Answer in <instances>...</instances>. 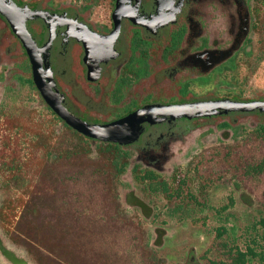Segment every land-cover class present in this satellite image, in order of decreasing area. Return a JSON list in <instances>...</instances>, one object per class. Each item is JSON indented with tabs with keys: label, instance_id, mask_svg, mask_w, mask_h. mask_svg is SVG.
I'll return each mask as SVG.
<instances>
[{
	"label": "flooded vegetation",
	"instance_id": "af4514ba",
	"mask_svg": "<svg viewBox=\"0 0 264 264\" xmlns=\"http://www.w3.org/2000/svg\"><path fill=\"white\" fill-rule=\"evenodd\" d=\"M253 2L124 0L116 22L117 0H107L102 13L100 0H0V106L47 110L62 127L65 120L35 83L33 45L43 85L50 82L56 103L90 125L129 118L113 135L126 142H111L130 151L133 164L163 173L206 123L214 122L208 128L223 139L225 131L239 128L235 116L264 122L259 109L186 108L264 101L246 99L244 88L234 86L238 61L254 54ZM223 78L233 84L224 86Z\"/></svg>",
	"mask_w": 264,
	"mask_h": 264
},
{
	"label": "rangeland",
	"instance_id": "374dc122",
	"mask_svg": "<svg viewBox=\"0 0 264 264\" xmlns=\"http://www.w3.org/2000/svg\"><path fill=\"white\" fill-rule=\"evenodd\" d=\"M107 6V0H100L98 11L102 13ZM261 38L264 41V29L254 36L253 56L238 61L239 82L234 86L244 88L246 99L264 100ZM223 81L224 86L230 83L224 78ZM259 122L256 115L235 116L233 123L239 128L237 138L232 139L229 134L221 139L214 128H208L214 122L206 123L190 136L185 151L165 164L162 175L168 178L179 167L189 178L187 183L192 191L198 175L203 182L211 180L212 187L204 193L207 204L220 206L233 195L235 205L228 213L233 214V223L243 229L264 212V173L255 177L244 174L249 163L264 159V140L252 134ZM58 127L47 110H28L22 104L9 106L7 102L0 106V209L5 202L11 205L6 209L5 218L0 219V264H36L12 240L17 236V223L24 210L22 203L29 201L34 193L38 194L37 214L30 220L42 228L49 227L44 232L45 238H57L68 247L74 255L73 264H148L151 251L163 259V264H209L210 259H223L230 264L225 260L223 248L214 244L216 222L212 210L207 209L206 218L199 215L196 220L165 217V213H160L162 208L156 202L151 203L127 173L118 189L119 211L124 214L121 215L101 183L87 181L86 164L50 163L53 158L46 154L45 147L58 140ZM14 161L21 163L19 172L7 169ZM48 164L53 170L48 169ZM18 173V178L11 180ZM78 178L82 181L76 183ZM234 181L240 183L239 191L233 190ZM132 189L135 197L129 191ZM141 201L146 206L140 205ZM158 226L165 227L167 232L156 235Z\"/></svg>",
	"mask_w": 264,
	"mask_h": 264
},
{
	"label": "trees",
	"instance_id": "16d2710c",
	"mask_svg": "<svg viewBox=\"0 0 264 264\" xmlns=\"http://www.w3.org/2000/svg\"><path fill=\"white\" fill-rule=\"evenodd\" d=\"M253 10L255 12L254 34L258 35L264 29V0H254ZM260 42L262 45L264 42L262 38ZM263 53L264 50L262 49ZM261 113L264 114V112ZM57 118L59 117L57 116ZM230 128L227 127V129ZM57 132L58 140L56 143L45 147L46 154L53 159L55 158L50 163L60 161L68 166L86 164V172L89 173L87 181L89 180L88 182L91 183L96 180V182L101 183L102 189L107 191L118 213H121L119 211L118 189L122 185V178L130 173L135 185L148 195L151 203L156 202L162 208L163 211L160 213H165V217L181 221L196 220L199 215L206 218L207 209L212 210L216 222L213 228L215 232L214 244L223 248L226 252L225 260H229L230 264H264V212L260 213L253 222L245 225L243 229H239V226L232 221L233 214L228 213L229 209L235 205L236 200L233 195H230L227 202L220 206L211 207L207 204L208 201L204 198V193L212 187L213 182L211 180L203 182L198 175L199 179L195 182L196 187L192 191L187 183L189 178L179 170V167L167 178L153 168H141L139 164H133L130 159V151L123 148L122 145L103 140L93 143L89 139L90 137L80 133L66 121H63L62 127H58ZM225 132L229 133V139L237 138L238 131H231L230 129ZM252 134L264 140V122L257 123L252 129ZM199 161L201 162V160ZM20 164L19 161H14L7 169L12 172L16 170L19 172L21 170ZM48 169L53 170L50 164H48ZM263 173L264 159L257 163H249L244 170V174L248 177H255ZM19 175V173L12 175L11 180L15 181ZM75 181L78 183L82 180L78 178ZM237 187L240 188L241 185L234 181L233 190L239 191ZM37 195L36 193L32 194L29 201L22 203L24 210L16 230V238L18 235L19 237L17 239L13 237L12 240L24 248L36 264H73L74 255L68 247L57 238L51 237L48 240L45 238L44 232L49 230V227L42 228L41 225L30 220L32 215L37 214L38 199H35ZM9 206L11 207L8 201L0 209L1 220L5 218L6 209ZM151 208L154 212V208ZM121 215L124 214L121 213ZM158 227L161 231L167 232L165 227ZM207 252L209 253L210 250ZM148 264H163V259L155 251H151ZM209 264L227 263L223 259L219 261L210 259Z\"/></svg>",
	"mask_w": 264,
	"mask_h": 264
},
{
	"label": "water",
	"instance_id": "95a60500",
	"mask_svg": "<svg viewBox=\"0 0 264 264\" xmlns=\"http://www.w3.org/2000/svg\"><path fill=\"white\" fill-rule=\"evenodd\" d=\"M123 2L124 0H117V7L114 13V18L116 22H118L122 16L121 14H122ZM28 48L33 62L35 83L38 86V88L42 90V93L44 94L49 105L54 109V111L59 116H61L70 126H72L77 131L88 137L103 141H113L120 143L126 142V141H122L121 139H116L113 135L115 134V132L119 131V129H121L130 120L129 118L121 120L120 122L108 126H100V125H92V124L90 125L82 121L81 119L75 117L73 114H71L62 104H60V101L59 103L58 102L56 103L57 93H55L52 90L51 86H49L50 82H47L45 86L43 85V82H45V80L40 77L39 58L37 57L33 45L28 46ZM48 79H51L49 72H48ZM186 108L191 112H194L195 110H199V109H209V108H232L236 110H246V111H253L259 109L261 112H264V101H252L249 103H236V102L233 103L228 101H218V102L206 103V104L205 103L191 104L188 105ZM140 205L146 206L142 201ZM12 259H14V261L16 262L17 261L19 262V259L17 258H12Z\"/></svg>",
	"mask_w": 264,
	"mask_h": 264
}]
</instances>
